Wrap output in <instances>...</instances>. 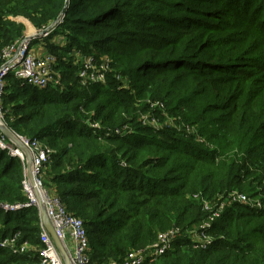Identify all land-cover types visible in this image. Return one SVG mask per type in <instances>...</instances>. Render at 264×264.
<instances>
[{"label":"trees","instance_id":"16d2710c","mask_svg":"<svg viewBox=\"0 0 264 264\" xmlns=\"http://www.w3.org/2000/svg\"><path fill=\"white\" fill-rule=\"evenodd\" d=\"M65 6L48 35L62 34L65 46L49 37L45 47L64 90L9 74L2 111L18 137L55 151L45 186L83 220L94 264L121 262L159 233L198 225L205 200L238 191L264 202V0H0V67L25 38L19 18L46 30ZM73 49L96 63L112 60L106 86L81 84L80 65L64 61ZM204 75L208 85L200 89L193 78ZM184 76L190 80L179 83ZM147 100L162 102L165 115ZM141 114L168 128L143 125ZM128 124L132 134L107 135ZM25 169L0 148V201H27ZM41 222L35 207L0 211V237L20 233L40 246ZM211 234L207 249L182 237L145 264H264V209L227 204ZM34 261L0 250V264Z\"/></svg>","mask_w":264,"mask_h":264},{"label":"built area","instance_id":"2783aa9c","mask_svg":"<svg viewBox=\"0 0 264 264\" xmlns=\"http://www.w3.org/2000/svg\"><path fill=\"white\" fill-rule=\"evenodd\" d=\"M51 32V31H50ZM48 32L44 37H48ZM42 36V37H43ZM29 38L20 41L15 46L9 48L4 55V64L0 67V122L4 124L5 114L2 111V97L4 95L6 78L9 74H14L17 79L39 89L53 87L55 89L64 87L60 75L55 74L56 59L50 54L34 56L29 49ZM80 56V53L76 54ZM109 58H104L101 63H96L92 57H80V68L78 78L83 86L89 84H105L106 73L111 68L107 63ZM116 79L122 83L123 78L116 75ZM165 115V112L163 113ZM170 122L171 118H168ZM144 125L160 128L159 120L149 115L141 116ZM88 126L96 133L102 130L99 123L88 122ZM191 128H188L190 132ZM107 135H129L131 133L122 132L121 129L111 131L107 128ZM193 133V131H192ZM21 142L30 151L32 156V172L34 182L38 189L40 198L43 200L47 216L55 230L57 237L63 243L69 256L70 264H94L92 261V250L90 237L82 219L68 212L57 196L49 192L44 186V172L46 165L50 162L54 150L38 140L30 141L27 138L19 137ZM0 148L8 150L14 157H18L25 164L24 153L16 149L1 133ZM125 166V164H123ZM23 189L27 197L24 203H8L0 201V211L4 213L16 214L28 208L39 207V199L36 195L33 184L28 178L27 169L23 179ZM253 204L259 209H264L261 199H254L247 194L234 191L216 200H205L203 209L207 212L206 218L198 225L188 230L179 227H172L169 230L159 233L156 241L145 249L129 252L121 262H111L109 264H145L146 261H155L174 248V244L182 237L187 238L195 249H207L211 247L215 238L211 234L214 222L221 216L227 203ZM256 208V209H257ZM40 246H33L28 242H22L21 234L16 233L6 238L0 237V250L8 251L16 256H33L36 258L31 264H65L49 232L40 225Z\"/></svg>","mask_w":264,"mask_h":264},{"label":"rangeland","instance_id":"374dc122","mask_svg":"<svg viewBox=\"0 0 264 264\" xmlns=\"http://www.w3.org/2000/svg\"><path fill=\"white\" fill-rule=\"evenodd\" d=\"M200 4H209L207 1L205 2H203V3H200ZM210 5V4H209ZM194 6H197V5H194ZM22 22L24 23V25H25V28H26V33H25V38L22 40V41H24L25 39H27V38H29V49L31 50V49H33L34 47H36L37 45H40V46H45L46 47V44H47V42H48V40H49V37H52V40H51V42L54 44H57V46H65L64 44V42H66L65 41V39H64V36L62 35V34H58V35H54V34H52L51 36H48V37H42V32L44 31V30H42V31H38V30H36V29H34V27L31 25V23L29 22V21H27L26 19H22ZM29 27H32L33 28V34H30L31 32H29L30 31V29H29ZM56 28H57V26H56ZM21 41V42H22ZM40 42H42V43H40ZM20 43V42H19ZM77 53H80V52H77V49H73L65 58H64V61H66V62H71L74 66H78L79 64H80V62H79V59H80V57H81V54H80V56H77L76 54ZM107 58H109V57H107ZM56 62H57V59H56ZM110 67H111V65H112V60L109 58V61H108V63H107ZM113 70L111 69V68H109L108 69V71H107V73H106V82H105V84H101V85H103V86H106L107 84H108V77H109V75H110V73L112 72ZM55 74L56 75H60V73L58 72V71H56L55 70ZM79 75V73H77V76ZM204 78H207V76H202V77H200V78H193V82L195 83V84H197L199 87H200V89H204L208 84L206 83V79H204ZM187 80H190L189 79V77L188 76H184L183 77V80H181V81H179V83H186V81ZM123 82H126V84L125 85H127V86H130L131 84H132V82L131 81H128V80H125V79H123ZM63 84V83H62ZM124 84V83H123ZM147 103H149L150 104V108L151 109H153L152 107H159L160 108V110L162 111V114H163V112H166V107H165V105L162 103V102H157V103H152L150 100H147ZM89 114H87V116H88ZM143 115H145V114H141V116H143ZM151 115V114H150ZM149 115V116H150ZM90 116V115H89ZM214 118H216V116L215 117H212V119H214ZM165 122V121H164ZM164 122H161L162 124H163V129L164 128H168V125H166V124H164ZM161 123H159L160 125H161ZM4 125H6L5 123H4ZM99 125L101 126V124L99 123ZM144 125V124H143ZM159 125V126H160ZM177 125V128H176V126L174 125V127L176 128L175 130L176 131H179V132H182L181 130H182V128L181 129H179V125H180V123L179 124H176ZM146 126V125H145ZM103 128V127H102ZM187 128H189V127H187ZM117 128H111V131H115ZM158 130V129H157ZM121 131L122 132H126V133H131V132H134V130H133V128L131 127V125L130 124H128V125H125L122 129H121ZM192 131H195V129L193 130V129H191L190 130V132L189 133H192ZM25 165H26V163H25ZM44 186H45V181H44ZM45 188L49 191V192H53V190H52V187L50 186H45ZM220 198L222 197V196H219ZM253 198V197H252ZM254 199H261V198H254ZM227 204H231L230 202L229 203H227ZM239 204H242V205H246V206H248V207H250V208H254V209H256L257 208V206H253V204H246V203H239ZM262 206H263V208H264V203L262 204ZM257 209H259V208H257Z\"/></svg>","mask_w":264,"mask_h":264},{"label":"water","instance_id":"95a60500","mask_svg":"<svg viewBox=\"0 0 264 264\" xmlns=\"http://www.w3.org/2000/svg\"><path fill=\"white\" fill-rule=\"evenodd\" d=\"M66 9L67 6H65V9L62 11V13L60 14V16L57 18V20L55 22H53L46 30H44L42 32V36L46 35L48 32L52 31L56 26H58L66 13ZM0 133L16 148L21 150L26 158V169H27V175L29 180L31 181V183L35 184L34 182V175L32 172V156L30 154V151L27 149V147H25L23 145V143L21 142L20 138L13 132L11 131L6 125H4L3 123L0 122ZM36 195L39 199V214L41 217V221L43 223V226L45 227V229L49 232V234L51 235V238L53 239L58 251L60 252L64 263L65 264H70V260H69V256L65 250V247L63 245V243L61 242V240L57 237L55 230L47 216L46 213V209H45V205L43 200L40 198L39 192H36Z\"/></svg>","mask_w":264,"mask_h":264},{"label":"crops","instance_id":"0c3cea01","mask_svg":"<svg viewBox=\"0 0 264 264\" xmlns=\"http://www.w3.org/2000/svg\"><path fill=\"white\" fill-rule=\"evenodd\" d=\"M22 19L23 18H19V21L22 22ZM23 23V22H22ZM24 24V23H23ZM32 25V24H31ZM33 26V25H32ZM35 29V28H34ZM26 33V32H25ZM42 43V42H40ZM48 50L45 48V46H40V45H37L36 47H34L33 49H31V53L34 55V56H43L45 54H47ZM54 190V189H52ZM53 195H55L53 192H52ZM56 196V195H55Z\"/></svg>","mask_w":264,"mask_h":264},{"label":"bare ground","instance_id":"6f19581e","mask_svg":"<svg viewBox=\"0 0 264 264\" xmlns=\"http://www.w3.org/2000/svg\"><path fill=\"white\" fill-rule=\"evenodd\" d=\"M33 30H30L29 32H31L30 34H33L32 32ZM33 189H35V192H38V189L36 188V185L33 183Z\"/></svg>","mask_w":264,"mask_h":264}]
</instances>
